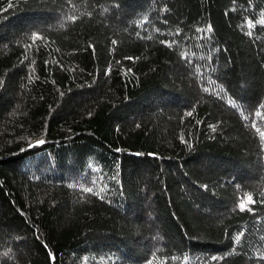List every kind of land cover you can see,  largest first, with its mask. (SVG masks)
<instances>
[{"label":"trees","instance_id":"1","mask_svg":"<svg viewBox=\"0 0 264 264\" xmlns=\"http://www.w3.org/2000/svg\"><path fill=\"white\" fill-rule=\"evenodd\" d=\"M262 134L264 0H0V264H264Z\"/></svg>","mask_w":264,"mask_h":264},{"label":"snow or ice","instance_id":"2","mask_svg":"<svg viewBox=\"0 0 264 264\" xmlns=\"http://www.w3.org/2000/svg\"><path fill=\"white\" fill-rule=\"evenodd\" d=\"M208 28H209V31L212 30V26L211 25H209ZM249 35H251V33H249ZM162 43H168V42L167 41H163ZM129 59H131V57H129ZM262 135H264V134H262ZM44 143H45L44 140H37L36 141V145H43ZM29 147H34V145L29 144ZM204 187L206 188L207 185H205ZM86 191L91 192L92 189L88 188V189H86ZM248 200L250 201L251 204L255 203V200H253L251 196L248 197ZM261 203H264V201H261ZM239 207H240L241 211H244L245 209H247V211H249V212H254V209L250 205H245L244 203H241L239 205ZM241 235H243V234H241ZM239 239H240V237L238 236L237 240H239ZM220 258L223 259V257H220ZM212 259L216 260L217 257L213 256ZM149 264H151V262H149Z\"/></svg>","mask_w":264,"mask_h":264},{"label":"rangeland","instance_id":"3","mask_svg":"<svg viewBox=\"0 0 264 264\" xmlns=\"http://www.w3.org/2000/svg\"><path fill=\"white\" fill-rule=\"evenodd\" d=\"M37 162H38V161L36 160V163L34 162V164H35V165L38 164Z\"/></svg>","mask_w":264,"mask_h":264}]
</instances>
